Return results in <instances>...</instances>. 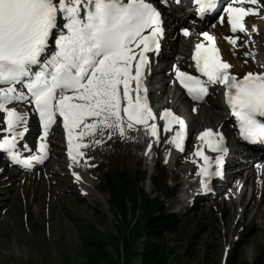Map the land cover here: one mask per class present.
I'll list each match as a JSON object with an SVG mask.
<instances>
[{"label": "rangeland", "instance_id": "rangeland-1", "mask_svg": "<svg viewBox=\"0 0 264 264\" xmlns=\"http://www.w3.org/2000/svg\"><path fill=\"white\" fill-rule=\"evenodd\" d=\"M248 17L249 44L241 42L236 48H242L238 49L240 54H245L246 51L244 57L241 55L244 60L243 66H248L249 70L260 69L264 66V14H249ZM182 40L186 43L181 44ZM175 41L181 45L185 44L179 48L180 52L177 54L188 59L192 39L176 37ZM218 41L223 43L221 38H218ZM185 48L188 50H184ZM234 70L238 75L243 73L238 66H235ZM217 99L222 100V93L212 94L201 104L189 105L191 116L198 113L199 106L210 108L212 102ZM159 102L160 100L157 101ZM223 106L211 107L223 113ZM115 115L117 114L101 115L97 119V128L93 133H89L85 145L88 156L85 160L81 159L85 170L89 169L84 171L89 182L84 177V184H76L75 188L69 185L72 184L71 179L74 180L73 172L70 170L64 174L66 170L61 169L60 173L55 175L46 166L33 173L19 174L0 159L3 166V171H0V264H87L81 254L83 245L79 230L81 224L94 222L98 230L118 235L115 227L117 221L108 197L101 194L98 189L103 173L112 170L114 163L119 161L133 178L144 170L147 172L149 177L143 184L152 197L155 196L157 189L150 178L156 176L158 166L169 174L167 184L170 188L178 185L176 194L163 199L162 215L175 214L174 220L168 225H160L157 228L159 233L152 237L159 243L172 246L178 255L177 264H255L258 256L262 258L264 264V236L258 245L253 246L252 240L243 241V238L251 235H243V225L239 227L238 233L232 235L231 229L234 226H224L222 219L225 213L217 203L222 196L210 205L200 201L201 205L193 210L188 208L187 203L177 201L184 184L193 180L188 177L193 167L188 159L193 158V151L190 153L189 149L188 155L186 152V155L179 156L177 161L172 160L173 163L170 164V158L166 157L165 153L172 151L173 144L164 149L169 133L168 136L163 135L165 139H162L164 141L162 145H160L162 142H157L150 146L151 156L148 158L143 154V145L133 142L131 134L121 127V121L115 119ZM198 119L204 121V116L201 115ZM215 123L217 124L215 121L212 125H216ZM203 128L199 126L194 133L198 134L197 131ZM54 129L56 133L50 139L60 142L62 146L55 145L53 150L65 155L61 141L62 131L58 125ZM54 159L51 156L50 162H55ZM193 174H196V170ZM85 184L92 190L87 191ZM246 192L249 199L253 193L251 184L246 186ZM127 206L132 211L131 197ZM241 209V205L238 206V211ZM228 240L233 241V244L227 246ZM143 243L144 237L135 242L136 251L142 249ZM111 246L108 247V251L112 258L121 259ZM131 264H141L140 258L136 257Z\"/></svg>", "mask_w": 264, "mask_h": 264}, {"label": "bare ground", "instance_id": "bare-ground-1", "mask_svg": "<svg viewBox=\"0 0 264 264\" xmlns=\"http://www.w3.org/2000/svg\"><path fill=\"white\" fill-rule=\"evenodd\" d=\"M50 1L54 2L57 5V8L59 12L61 13V17L63 14L65 16L67 15L68 19H70L71 25L75 22L74 15L76 13V10L81 8L80 7L81 3L77 2L76 0H50ZM73 7H75L74 8L75 11L71 13L70 10L73 9ZM180 8L182 12L185 11V8L183 7V5L180 6ZM185 14H187V12H185ZM218 30L219 32L221 31L222 33L224 31L227 32L228 27L227 26L219 27ZM86 38L87 37L84 33V39L86 40ZM182 43H186V42L182 40L181 44ZM83 44H85V42L80 41L76 43V46H79L81 49L83 47ZM220 45L223 47L225 59L229 60L233 65L232 70H234L235 66H238V69L239 70L241 69L243 72L252 71L248 69L249 68L248 66H243L244 64L243 57L246 54V51H245V54L241 52L243 54L242 55L238 52L242 48H238L239 49L238 50L232 47L230 44L226 43L225 41L221 43ZM186 46H188V44ZM72 55H73V51L69 52L67 57H71ZM176 56L173 55L172 58L174 62L172 61L171 62L186 66L187 61L185 60V58L176 57ZM128 59L129 57L126 56V61ZM120 60L121 61H118L117 59H113L112 61L110 60L107 63L103 64L102 66H99V67L97 66L96 69L94 68L95 76L93 77L90 86L88 85V88L85 90H81L80 93L76 92L74 94V96L76 97L69 98V105L73 108V111L70 112L71 120L68 123V128H69L68 132H69V140H70L69 146H71L72 148L71 151H68L67 155H62L57 150H53V146L55 145L62 146L60 142H56V140L54 141V140L48 139L47 140L48 142L44 143L45 138H40V141H37V137L35 135H29L27 136L30 139L29 141H34L32 151H35L34 155L30 157H35L37 159L42 158L46 160V163H47L46 166L48 167V169H50L52 174L57 175L58 173H60L61 169L66 170L64 174H67V170L68 171L70 170V172H73L74 180L71 179L72 184H69V185H72V187H74V185L76 184H84L85 181H84V177L82 174L84 171L89 170V169L85 170V167L83 166L84 163L80 160V158H78V153L76 152L79 151L80 153H83V150H84V155L88 156L87 148L85 147L86 140L84 139V136L87 133V131H91V133L95 131V128H97V123H96L97 119L101 117V115H104V113L110 114V116H112L113 113L115 112L117 114L115 115V117H117L115 119H118L121 121V127H123V129H126L127 133L131 134V137L133 139V142H135V144L143 145L144 147L143 154H146V155L150 153L151 145H155L157 142L158 143L162 142L160 143V145H162L164 143L162 139H165L163 135H167V134L169 135L170 133L169 136L167 135L169 137L167 139L168 141L164 144V149L169 147L171 143L173 144L172 151L165 153L166 157L170 156L168 157L170 158V164L173 163L172 161L173 159H176L177 161L178 157L185 154L189 149H190V153H192L193 151V154H192L193 158L192 159L187 158L190 165L193 164L192 170H190V173L188 175V177L193 180H191V182H189V180L187 181L189 182L188 183L189 185L184 184L183 190L185 189V192L178 196L177 201L186 202L187 200H190L193 197L197 199H204L205 195L209 194V196L212 197L210 198V200L213 199L212 200L213 202V201H216V199H218L220 196H222L221 200H219L217 203L221 205L220 209L221 211L225 213V216L222 219L223 224H225L224 226L225 227L234 226L231 229V232H232V235H235L236 233H238L239 227L243 225L244 226L243 235L251 234L249 237L243 238V241L252 240L253 246L258 245V243L261 241V237L264 236V157L256 156L251 162H249L248 161L249 156H247L249 152H247L243 156L245 158V161L243 163L241 160H230L229 162L230 165H228V167L229 169L234 171V173L232 174L233 179L231 183H228V185L225 188H223V190H221L219 197L216 196L218 193L216 194L214 192L211 193L210 191H206L205 188L200 185V179L202 178V175L210 172L209 168L207 167L202 171V174H200L199 172L200 167L204 165L205 163H206V166L211 165L213 160L210 158H207V160H205L206 159L205 155H203V157L202 155H200V153L207 154L205 153L207 150H206L205 145L201 143V141L199 140L200 130L197 131L198 134L194 133L195 130L199 128V126H203L204 128L202 129V131L206 130L207 132H205L204 134L201 132V135L208 136L207 138L212 139L215 136V135H212L213 133L212 130L214 129V131L218 133V127L221 126V130L228 133V136H230V141L234 142V139L232 138L234 136V132L232 130H229L228 123H226V120L231 119V117H229L228 115H225L222 112L219 113L218 111L212 109L211 107L212 105L213 106H223V105L225 106L223 98L222 100H218V99L217 101L214 100L210 108L208 107L203 108L202 106H199L200 110L198 109V113L197 114L195 113L196 115H193L192 117L193 118L192 123L194 122L191 125L192 136L190 137L186 150L184 151L182 148L176 147V144L174 142V136L173 138H171L172 133L173 135L178 133V130H176L178 125L175 123V121L176 122L178 121V117L176 118L174 123H171V125L169 124L170 121L166 120V124L163 129L164 131L161 133L160 138L155 139L154 136H152L150 125H149L150 121L148 120L147 113L144 115V110H143L144 102L142 101L141 103H139V105H134L131 102L132 100H131V96L129 93L130 87L133 86V83L131 82V74H130L131 63L126 64V62H124L122 59ZM62 62L68 63L67 58L62 57ZM171 62H170V65H171ZM72 64L78 65V60L74 59ZM3 65L4 63L0 62V70L1 68L3 69L2 67ZM112 67L113 68L118 67V70L115 72V70H112ZM179 68H182V67L179 66ZM97 70H100V72L96 74ZM157 75L158 76L156 77V79L157 81H160L161 91H162L158 100H160L162 104H164V102L170 103L173 106V108L175 107V109L181 108L182 102H183L181 101V95L177 96L178 94V92L176 91L177 89L175 91L173 90V84L170 83L171 79L170 78L166 79L165 75L162 76V74L160 76V73ZM117 91L119 92L118 99L115 96ZM104 94H106L107 97L98 99V97ZM9 96H10L9 90L6 89V87H1L0 88V106H1L0 107V146H5V143L10 144L9 140L13 139L12 134H5V130L9 128V126H5L7 120L9 122V119L13 117L12 121L14 122L15 129L17 130L19 126V124L17 125V123H19V121H21L24 117H26V114H27V109H26V106L24 105L21 107H18V105L14 103L13 105H7L6 107H4L6 104L4 102L5 100L11 101V99H9ZM170 98H172V101ZM116 102L118 103L117 104L118 109H116V107H113V104H115L114 106H116ZM165 115H166L165 119H167V117L170 118L169 112H167ZM201 115L204 116V121L201 120L202 122L198 121L199 120L198 118ZM1 121H2V124H1ZM80 121H83L85 125H83L80 129H78ZM215 121L217 122V124L215 123L216 125H212ZM19 131L20 133L17 136V140L15 138V141L19 149L25 152V150H29L31 147L28 146L27 144L25 146H21V143L24 141V138L22 137V135H20L23 129H20ZM181 132L182 131H179V135L181 134ZM55 133L56 131L50 135L52 136ZM61 134H62L61 141L64 142L63 140L64 130L61 132ZM64 145H65L64 148L66 152V147L68 144L67 145L64 144ZM216 146L217 148L220 147L217 144L211 147L216 148ZM210 148H208V150ZM74 151L76 152L74 153ZM187 155H188V152H187ZM51 156L55 158L54 159L55 162L53 163L52 161L50 162ZM150 156H147V157H150ZM246 156H247V160H246ZM73 157L75 158L73 159ZM80 157H82V155H80ZM37 159H33V161H37ZM236 163H241V165L238 169L235 170V168H237V166L235 165ZM195 170H196V174H200V176L193 174ZM0 171L1 172L3 171V166L1 162H0ZM186 173L188 174V171ZM233 182L235 183L233 184ZM249 184L252 185L253 193L251 197L248 199L249 194L246 192V186ZM240 185L242 189L239 187ZM85 189L87 191L92 190L91 187L87 185ZM237 189H241L242 191L241 193L243 194L242 200L240 203L237 199L238 197L236 196ZM188 193H190V195H188ZM258 194L260 197L258 196ZM257 197H259V199H257ZM240 205L242 209L238 211V206ZM195 206H197V204H195ZM246 221H248V224H246ZM239 233L241 234L242 232H239ZM231 244H233V241L228 240L227 246Z\"/></svg>", "mask_w": 264, "mask_h": 264}, {"label": "trees", "instance_id": "trees-1", "mask_svg": "<svg viewBox=\"0 0 264 264\" xmlns=\"http://www.w3.org/2000/svg\"><path fill=\"white\" fill-rule=\"evenodd\" d=\"M145 178L144 171L133 178L120 161L114 163L111 171L103 173L99 191L108 197L118 235L98 230L94 222L81 224V254L87 264H131L136 257L141 264H177L178 255L172 246L152 239L159 233L160 225L174 220L171 215H162V210L163 199L173 196L176 188L168 186L169 176L161 170L153 179L157 193L152 197L143 186ZM130 197L132 211L127 206ZM141 237H144L142 249L136 251L134 244ZM110 245L121 259L112 258ZM261 259L258 256L255 264H263Z\"/></svg>", "mask_w": 264, "mask_h": 264}]
</instances>
